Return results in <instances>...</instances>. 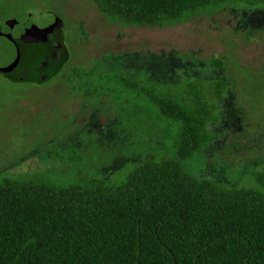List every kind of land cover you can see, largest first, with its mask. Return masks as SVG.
<instances>
[{"label":"rangeland","instance_id":"obj_1","mask_svg":"<svg viewBox=\"0 0 264 264\" xmlns=\"http://www.w3.org/2000/svg\"><path fill=\"white\" fill-rule=\"evenodd\" d=\"M55 17L63 24L65 63L43 83L20 81L25 57L0 43L6 73L0 75V178L33 172L68 178L77 172L70 160L76 155L82 171L123 178L136 158L167 148L168 133L141 111L139 99L93 92V85L86 94L64 81L70 68L89 69L96 59L101 72L196 83L209 98L212 81L225 79L215 98L218 119L209 124L217 139L185 165L228 185L251 184L250 173L264 171V7L227 5L170 25L122 26L91 0H0V33L45 28Z\"/></svg>","mask_w":264,"mask_h":264},{"label":"trees","instance_id":"obj_2","mask_svg":"<svg viewBox=\"0 0 264 264\" xmlns=\"http://www.w3.org/2000/svg\"><path fill=\"white\" fill-rule=\"evenodd\" d=\"M91 1L122 26L170 25L227 5L264 7V0ZM64 63L30 82L49 80ZM98 64L73 66L64 81L86 94L93 85V92L139 99L136 108L168 133L167 148L136 158L123 178L82 171L78 155L70 158L77 172L68 178L2 176L0 264H264V171H252L251 184L228 185L185 165L217 139L209 124L218 119L215 98L225 79L212 81L209 98L196 83L101 72Z\"/></svg>","mask_w":264,"mask_h":264},{"label":"water","instance_id":"obj_3","mask_svg":"<svg viewBox=\"0 0 264 264\" xmlns=\"http://www.w3.org/2000/svg\"><path fill=\"white\" fill-rule=\"evenodd\" d=\"M62 21L60 18L55 17L52 23L45 28L42 27H26L20 26L17 31L12 29H3L0 33V43L6 42L9 46L13 47L16 51L23 54L29 65V72L22 78V80H38L50 75V73L58 67L54 65L46 68L43 63L44 56L35 48H43L51 45V42L55 37L60 36L57 44L62 43ZM61 61V58L57 59V63ZM54 67V68H53ZM36 68L38 70L36 71ZM46 68V69H44ZM0 74L6 75L4 68L0 65Z\"/></svg>","mask_w":264,"mask_h":264},{"label":"flooded vegetation","instance_id":"obj_4","mask_svg":"<svg viewBox=\"0 0 264 264\" xmlns=\"http://www.w3.org/2000/svg\"><path fill=\"white\" fill-rule=\"evenodd\" d=\"M58 39H60V36H56L53 42H51V45L48 47H43V48H35L34 51H37L38 53H41L42 56H44L43 63L45 64L46 68H49L50 66L52 67L53 65L55 66L57 64V59L60 58L59 53L60 51L65 50L66 46L64 44V34L62 32L61 34V40L62 43L59 45L57 44ZM44 68V69H46ZM38 68H36V71ZM29 72V65L27 63V69L24 75L20 77V81H22V78ZM1 75V74H0ZM18 80V79H17ZM18 80V81H19Z\"/></svg>","mask_w":264,"mask_h":264}]
</instances>
